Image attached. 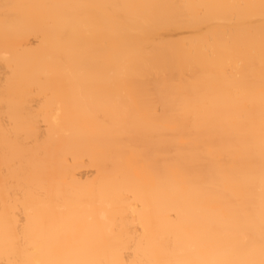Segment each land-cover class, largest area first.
Returning a JSON list of instances; mask_svg holds the SVG:
<instances>
[{
    "label": "bare ground",
    "instance_id": "obj_1",
    "mask_svg": "<svg viewBox=\"0 0 264 264\" xmlns=\"http://www.w3.org/2000/svg\"><path fill=\"white\" fill-rule=\"evenodd\" d=\"M262 128L264 0H0V264H260Z\"/></svg>",
    "mask_w": 264,
    "mask_h": 264
},
{
    "label": "snow or ice",
    "instance_id": "obj_2",
    "mask_svg": "<svg viewBox=\"0 0 264 264\" xmlns=\"http://www.w3.org/2000/svg\"><path fill=\"white\" fill-rule=\"evenodd\" d=\"M28 7L27 5H22V4H16V3H5L3 4V8L5 10V20L7 21L10 16V12H14L16 10L22 9ZM107 7H118V6H107ZM121 22L126 23L128 21L127 17H121ZM261 137H262V147H264V128L261 129ZM262 211H264V201H262ZM114 264H121L120 261L114 262ZM260 264H264V259L260 261Z\"/></svg>",
    "mask_w": 264,
    "mask_h": 264
}]
</instances>
